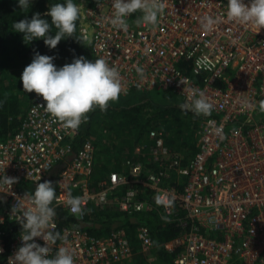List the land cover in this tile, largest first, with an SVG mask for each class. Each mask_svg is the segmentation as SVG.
Wrapping results in <instances>:
<instances>
[{"label": "built area", "instance_id": "built-area-1", "mask_svg": "<svg viewBox=\"0 0 264 264\" xmlns=\"http://www.w3.org/2000/svg\"><path fill=\"white\" fill-rule=\"evenodd\" d=\"M226 3L164 0L157 27L136 24L137 12L128 17L127 32L105 19L111 15V0H91L85 7L91 49L117 68L126 88L120 95L168 90L185 101L195 87L209 98L213 111L200 117L196 150L185 162L155 127L147 133V164L136 156L141 152L136 145L123 170L95 178L92 140L84 141L64 162L53 206L78 222L61 230L68 240H58L53 248H71L75 264H125L133 257L125 227L94 235L80 226L91 210L109 206L135 222V238L143 254L157 253V245L149 227L135 215L152 211L162 222L180 228L159 245L168 256L166 264H264V111L259 109L264 100V27L257 31L255 26L225 18L205 33L201 17L223 16ZM40 54L53 56V51L46 47ZM205 58L209 68L196 63ZM137 65L144 68L143 79ZM43 103L32 91L20 127L0 139V175L4 170V175L17 178L10 188L0 186V264H9L22 244L20 233L6 243L3 229L6 222H17L12 207L26 192L19 186L41 179L64 158L83 123L75 130L65 128L45 112ZM68 190L81 197L82 214H73L65 203ZM161 192L174 198L170 207L155 203ZM33 239L45 243L40 237Z\"/></svg>", "mask_w": 264, "mask_h": 264}, {"label": "clouds", "instance_id": "clouds-1", "mask_svg": "<svg viewBox=\"0 0 264 264\" xmlns=\"http://www.w3.org/2000/svg\"><path fill=\"white\" fill-rule=\"evenodd\" d=\"M16 3L21 9H29L31 0H16ZM164 8V0H111V15L105 19L116 29L127 32L128 17L138 12L135 23L154 29L159 25ZM83 9V4L77 0H57L49 4L46 10V16L50 19L43 18L39 12H33L30 18L13 21L12 29L23 34L25 43L34 38H43L44 44L53 48L61 39L77 32L79 20L81 35L76 39L84 45H91V30L83 31L87 29ZM225 18L250 24L259 31L264 27V0H227L223 16L205 14L200 19V26L208 33ZM53 60L52 55L34 53L31 62L22 70L20 81L24 90L34 91L42 97L44 103L41 106L45 112L65 128L77 129L82 121L88 119L86 113L94 106L106 110L110 101H116L126 91L117 68L110 65L103 56L86 59L80 55L62 66H57ZM196 63L204 68L210 67L206 58L198 59ZM136 72L143 79L144 68L137 65ZM189 93L181 106L196 115L210 116L213 104L205 93L195 87L190 88ZM259 109L264 111V100L259 102ZM35 179L39 181L40 177ZM16 180V177L4 175L3 170L0 186L10 188ZM56 198V187L49 180L36 183L34 189L17 197L12 212L21 225L19 237L22 244L9 257V264H75L71 248L63 245L53 248L58 240L65 243L68 240L67 233L56 230V210L53 206ZM154 199L156 204L165 207H170L174 202V198L164 192L157 194ZM65 203L70 206L73 214H82L79 195H72L71 190H68ZM34 237H40L45 243H37Z\"/></svg>", "mask_w": 264, "mask_h": 264}, {"label": "trees", "instance_id": "trees-1", "mask_svg": "<svg viewBox=\"0 0 264 264\" xmlns=\"http://www.w3.org/2000/svg\"><path fill=\"white\" fill-rule=\"evenodd\" d=\"M57 0H31L29 9H21L16 0H0V139L11 136L20 127L22 117L31 100V93L22 88L20 74L23 68L31 62L34 53L41 52L48 47L44 44L43 38H34L25 43L23 34L12 29L13 21H19L25 17L30 18L33 12H39L43 18L51 3ZM84 9L91 4V0L79 2ZM85 13V12H84ZM77 32L73 36L61 39L52 49L54 64L62 66L70 63L74 57L83 55L86 59H95L96 55L91 45H84L76 38L81 35L77 21ZM85 23L88 22L85 18ZM55 28H53V32ZM87 32V29L83 30ZM184 100L168 90L156 89L150 91H130L120 95L116 101H110L106 110L94 106L86 113L88 119L84 120L78 134L71 141L70 152L55 163L36 182L22 183L19 188L23 191H31L35 184L44 180L56 181L64 162L70 160L78 147L86 140H92L95 146L94 169L97 165L104 166V163L117 161L123 170V163L126 157L134 152V147L140 145L141 152L136 154L138 159L145 164L149 163L148 146L150 141L147 133L150 128H159L165 134V142L173 150L182 156L183 162L187 161L196 150V125L200 117L191 110L181 105ZM112 168L111 171H117ZM107 170L106 167H103ZM120 170V171H121ZM108 172V170H107ZM101 178L102 173L96 174ZM96 210V209H93ZM102 210V209H101ZM100 211V210H97ZM96 215L90 211L84 217L89 222L85 226L94 235H106L116 227L123 226L127 230L134 252L139 250L135 238L136 224L131 217H122L113 207L111 212H102L96 219ZM140 223L145 224L151 230L157 245L156 250L162 261L168 262L167 254L159 246L163 241L169 240L178 234L180 228L173 222H162L154 212H144L134 216ZM57 228L60 231L69 225L77 224V220L69 216L62 209H56ZM5 230V241L9 243L12 238L20 232L21 225L17 222L8 221L3 225ZM137 253V252H136ZM135 253V254H136ZM135 264H141L136 262Z\"/></svg>", "mask_w": 264, "mask_h": 264}, {"label": "rangeland", "instance_id": "rangeland-1", "mask_svg": "<svg viewBox=\"0 0 264 264\" xmlns=\"http://www.w3.org/2000/svg\"><path fill=\"white\" fill-rule=\"evenodd\" d=\"M157 91H159V90H157ZM196 128H197V125H196ZM196 131H197V129H196ZM97 166L99 168L97 169V171H96V169H94L95 176L98 177L96 174L97 173H102L101 176L105 177L107 175V173H109L112 170V168L120 167V164L115 160L112 163H109V162L104 163V166H102V167L100 166V164H98ZM103 167H106L108 172H107V170H104ZM118 169L119 170H117V171L121 170V168H118ZM111 211H112V207L111 206L103 208L100 211L91 210L93 215H96L95 216L96 219H98V217H100L99 215L102 212H111ZM136 252H134L133 257L125 264H135L136 262H140L141 264H163V261H162L161 257H159V255L157 253H155V251H153L151 253H148V254H143L139 250H137Z\"/></svg>", "mask_w": 264, "mask_h": 264}, {"label": "water", "instance_id": "water-1", "mask_svg": "<svg viewBox=\"0 0 264 264\" xmlns=\"http://www.w3.org/2000/svg\"><path fill=\"white\" fill-rule=\"evenodd\" d=\"M89 224H90L89 222L82 221V222L80 223V226H81V227H85V226H88Z\"/></svg>", "mask_w": 264, "mask_h": 264}, {"label": "crops", "instance_id": "crops-1", "mask_svg": "<svg viewBox=\"0 0 264 264\" xmlns=\"http://www.w3.org/2000/svg\"><path fill=\"white\" fill-rule=\"evenodd\" d=\"M157 90V89H156ZM158 254V253H157ZM159 255V254H158ZM167 262L163 261V264H166Z\"/></svg>", "mask_w": 264, "mask_h": 264}]
</instances>
